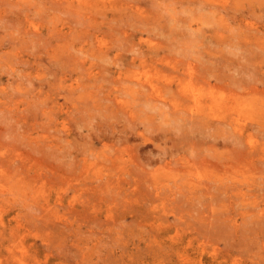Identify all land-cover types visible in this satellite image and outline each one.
<instances>
[{
	"label": "rangeland",
	"instance_id": "1",
	"mask_svg": "<svg viewBox=\"0 0 264 264\" xmlns=\"http://www.w3.org/2000/svg\"><path fill=\"white\" fill-rule=\"evenodd\" d=\"M0 264H264V0H0Z\"/></svg>",
	"mask_w": 264,
	"mask_h": 264
}]
</instances>
